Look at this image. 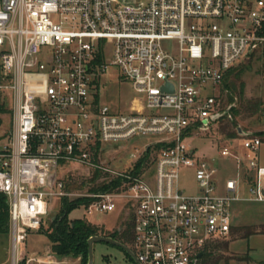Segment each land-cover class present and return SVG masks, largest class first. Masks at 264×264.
Wrapping results in <instances>:
<instances>
[{
  "label": "built area",
  "instance_id": "2783aa9c",
  "mask_svg": "<svg viewBox=\"0 0 264 264\" xmlns=\"http://www.w3.org/2000/svg\"><path fill=\"white\" fill-rule=\"evenodd\" d=\"M257 54L264 0H0V94L8 93L12 112L0 148L10 264L45 262L25 256L27 236L41 229L52 200L73 195L89 200L87 213L128 205L126 246L140 264H195L211 243L229 239L232 204L264 202L261 140L244 137V154L233 143L220 149L236 169L222 185L213 160L184 140L209 129L222 112L217 86ZM110 67L136 94L125 109L99 95ZM142 139L158 146L149 164L119 171L109 163L112 144ZM73 165L118 185L72 192L64 173ZM183 168L196 193L181 187Z\"/></svg>",
  "mask_w": 264,
  "mask_h": 264
},
{
  "label": "rangeland",
  "instance_id": "374dc122",
  "mask_svg": "<svg viewBox=\"0 0 264 264\" xmlns=\"http://www.w3.org/2000/svg\"><path fill=\"white\" fill-rule=\"evenodd\" d=\"M237 69H241L239 80L234 77H225L222 83L217 86L219 96L225 105H233L234 111L232 117L236 123V127H240L244 133L249 136H256L261 140L260 146L256 151L258 163L264 166V54L255 55L253 58L241 62ZM228 82L230 89H222L223 83ZM100 97L103 103L109 104L113 109H125L132 98L136 95L132 85L119 77L116 67H110L102 76ZM214 91L213 93H215ZM232 98V100H230ZM10 103L7 92L0 94V107L4 111H0V148L5 143V138L9 135L12 126V112L9 109ZM228 115L223 116L222 120L213 122L207 131L194 132L195 137L184 140L185 143L195 148L197 156L213 160V164L219 170V181H223L227 177H233L236 173L234 163L230 159L223 158L219 151L224 146H231L239 154L247 153L242 146L244 136H236L232 128L228 129ZM227 126V127H225ZM261 133L263 136L256 135ZM239 135V134H238ZM139 148L142 154L133 155L135 148ZM102 150V149H101ZM106 150L103 148V151ZM109 163L117 170L129 169L134 166L137 169V163L148 152L146 161L141 164H149L151 154L156 151V147L149 139L133 140L122 146L111 145ZM144 150V151H143ZM146 156V155H145ZM106 157H103L106 158ZM132 165V166H131ZM129 168H128V167ZM69 169L64 173L65 180H72L80 183L87 180L90 175V169L83 166H68ZM119 169H118V168ZM180 185L186 193H196L198 186L189 170L182 169ZM88 187L81 190H71L72 192H84ZM243 196H247L246 189L241 190ZM77 198L75 195L71 199ZM50 213L42 222L39 231H31L25 242V256L42 255L50 246L47 236L42 233L50 229V223L57 215L59 209V201L54 199L49 206ZM231 212L233 215L232 223L239 226V234L236 238L230 237L226 241V245H220L210 249L204 264H263L264 260V236L252 237L245 235L247 232L245 227H252L253 222H264V203L252 201H238L232 204ZM131 211L126 203L120 202L117 209L112 212L102 213L92 211L87 213L83 205L72 210L69 219H85L96 226L101 227L106 232L120 231L123 228L124 221L131 215ZM8 235L0 236V261L7 259L10 263V254L8 247ZM231 236V234H230ZM222 243V242H220ZM252 245L256 248L252 254ZM53 254V252L51 251ZM245 257V258H243ZM253 258V259H252ZM58 262L52 264H80V258L71 256H62ZM92 264H135L133 259H129L128 255L121 248L105 242H96L93 245V262Z\"/></svg>",
  "mask_w": 264,
  "mask_h": 264
},
{
  "label": "trees",
  "instance_id": "16d2710c",
  "mask_svg": "<svg viewBox=\"0 0 264 264\" xmlns=\"http://www.w3.org/2000/svg\"><path fill=\"white\" fill-rule=\"evenodd\" d=\"M242 73L241 69H233L231 70L226 76L234 77L235 79L239 80L240 74ZM225 76V77H226ZM224 77V79H225ZM223 79V80H224ZM231 86L228 82H224L222 89H230ZM232 100V98H230ZM221 111H224L229 105L225 107L221 96ZM234 107H232L229 111L228 115V129L232 128L233 133L238 135L236 123L233 119L232 112L234 111ZM0 111L3 112L4 108L0 107ZM225 115V116H227ZM223 118H220L222 120ZM225 126V127H227ZM256 135H260L262 138V134L259 132ZM241 137V136H240ZM248 137H256L254 135ZM264 139V138H263ZM156 149L158 146H154ZM146 155V156H145ZM144 155L141 160L137 163V170H139L141 164H143L147 158L148 152ZM102 177H106L105 180L100 181L99 179ZM110 176L108 174H103L99 170H95L94 172L91 171V175L87 180H84L80 183L72 180H65L66 181V189L68 190H81L84 187H88L87 191H109L114 189L118 185V179L114 178L109 183H106V180L109 179ZM88 199L84 197H77L74 199L69 200L67 197L61 199L59 203V209L57 215L50 223V229L45 230L44 233L50 243V249L58 257L62 256H71L73 258H80V264H87L88 261V239L94 235H101V236H108L112 237L113 239L121 242L124 245H131L133 239V219L130 215L126 218L123 224V228L120 231H113V232H106L101 227L96 226L95 224L90 223L85 219H69V213L74 210L75 208L87 204ZM8 203L7 198L0 193V236H6L8 234ZM244 229L247 230L245 232L246 236L251 235L254 233H264V225L257 227H245ZM235 230V229H234ZM233 234V227H231V233ZM232 236V235H231ZM230 236V237H231ZM229 237V238H230ZM227 240L223 241H216L211 243L209 249L205 251L199 260L195 264H204L207 257V253L210 249L215 247H219L220 245H226ZM222 242V243H220ZM127 254V253H126ZM128 255V254H127ZM129 259L131 257L128 255Z\"/></svg>",
  "mask_w": 264,
  "mask_h": 264
},
{
  "label": "water",
  "instance_id": "95a60500",
  "mask_svg": "<svg viewBox=\"0 0 264 264\" xmlns=\"http://www.w3.org/2000/svg\"><path fill=\"white\" fill-rule=\"evenodd\" d=\"M232 106L233 105H229L224 111L212 115L210 118L211 121L216 122L217 120H219L223 116L227 115L229 113L230 109L232 108ZM237 132L240 136H244V137L249 136V134L244 133L240 127L237 128ZM96 242H105L108 244L115 245V246L121 248L122 250H124L134 260L135 264H140L137 261L133 252L126 245H124L121 242L113 239L112 237L101 236V235H94V236L90 237L87 241V243H88V261H87V264H92V262H93V245ZM201 256H202V253H199L197 255V258H200ZM194 263H196V260H194Z\"/></svg>",
  "mask_w": 264,
  "mask_h": 264
},
{
  "label": "crops",
  "instance_id": "0c3cea01",
  "mask_svg": "<svg viewBox=\"0 0 264 264\" xmlns=\"http://www.w3.org/2000/svg\"><path fill=\"white\" fill-rule=\"evenodd\" d=\"M234 168H235V163H234ZM222 182L223 181H221V185H222ZM252 202H254V201H252ZM258 203H264V202H258ZM262 225H264V222H253L252 223V226H257V227H260ZM232 227H233V234H231L232 235L231 237L236 238L237 235L239 234V226H236V225L233 224ZM256 236H264V233H254V234H252V237H256ZM8 241L10 242L9 235H8ZM9 242H8V247H9ZM25 248H26V246H25ZM25 248H24V254H25ZM255 248L256 247L254 245H252V254L254 253ZM29 257H41V258H43V260L45 262L44 263H38L36 261H30L29 263H25L23 261L20 264H52V263H55V262H58V261L61 260V259H59L58 256H56L55 254L51 253L50 246L48 247V249L42 255H31ZM243 258H245V257H243ZM262 263L264 264V260H262ZM0 264H10V263H8L7 259H5V260H1Z\"/></svg>",
  "mask_w": 264,
  "mask_h": 264
},
{
  "label": "flooded vegetation",
  "instance_id": "af4514ba",
  "mask_svg": "<svg viewBox=\"0 0 264 264\" xmlns=\"http://www.w3.org/2000/svg\"><path fill=\"white\" fill-rule=\"evenodd\" d=\"M132 259V258H131Z\"/></svg>",
  "mask_w": 264,
  "mask_h": 264
}]
</instances>
